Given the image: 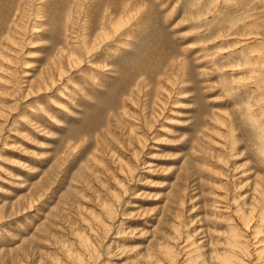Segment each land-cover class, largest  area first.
Segmentation results:
<instances>
[{"label": "rangeland", "instance_id": "rangeland-1", "mask_svg": "<svg viewBox=\"0 0 264 264\" xmlns=\"http://www.w3.org/2000/svg\"><path fill=\"white\" fill-rule=\"evenodd\" d=\"M0 264H264V0H0Z\"/></svg>", "mask_w": 264, "mask_h": 264}]
</instances>
